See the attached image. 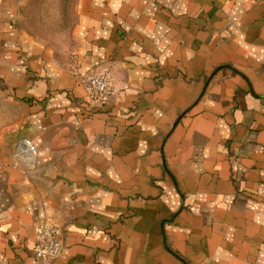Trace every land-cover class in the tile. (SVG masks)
I'll use <instances>...</instances> for the list:
<instances>
[{
  "label": "crops",
  "instance_id": "obj_1",
  "mask_svg": "<svg viewBox=\"0 0 264 264\" xmlns=\"http://www.w3.org/2000/svg\"><path fill=\"white\" fill-rule=\"evenodd\" d=\"M25 4L0 0V264H264V0H75L69 58ZM103 68L89 111L74 71Z\"/></svg>",
  "mask_w": 264,
  "mask_h": 264
},
{
  "label": "built area",
  "instance_id": "obj_2",
  "mask_svg": "<svg viewBox=\"0 0 264 264\" xmlns=\"http://www.w3.org/2000/svg\"><path fill=\"white\" fill-rule=\"evenodd\" d=\"M74 73L83 88L86 109L94 111L109 103L114 95V88L108 68L88 74H81L78 71H74ZM15 151L20 156L26 154L35 156L37 154L36 148L26 138L18 140ZM39 216L44 221L36 227L33 255L36 259H51L56 257L62 248L60 230L54 222L45 219L43 212L39 213Z\"/></svg>",
  "mask_w": 264,
  "mask_h": 264
},
{
  "label": "rangeland",
  "instance_id": "obj_3",
  "mask_svg": "<svg viewBox=\"0 0 264 264\" xmlns=\"http://www.w3.org/2000/svg\"><path fill=\"white\" fill-rule=\"evenodd\" d=\"M74 1L26 0V12L15 16L16 29L20 31L26 24L29 27L28 32L44 41L55 57L68 53L69 58L74 46L70 29L74 21L72 14ZM28 5L30 13L27 11Z\"/></svg>",
  "mask_w": 264,
  "mask_h": 264
},
{
  "label": "water",
  "instance_id": "obj_4",
  "mask_svg": "<svg viewBox=\"0 0 264 264\" xmlns=\"http://www.w3.org/2000/svg\"><path fill=\"white\" fill-rule=\"evenodd\" d=\"M28 160L30 161V163H32L33 161H35V156L28 157Z\"/></svg>",
  "mask_w": 264,
  "mask_h": 264
}]
</instances>
